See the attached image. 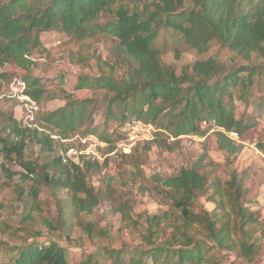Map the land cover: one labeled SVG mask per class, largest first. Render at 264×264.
Masks as SVG:
<instances>
[{
	"label": "trees",
	"instance_id": "16d2710c",
	"mask_svg": "<svg viewBox=\"0 0 264 264\" xmlns=\"http://www.w3.org/2000/svg\"><path fill=\"white\" fill-rule=\"evenodd\" d=\"M102 15L104 24L95 25ZM161 30H173L186 46L198 53L207 52L216 42L237 57L250 62L255 56L260 63L227 72L221 62L209 57L182 66L177 74L172 64L162 61L163 52L155 47ZM44 32L64 33L77 42L91 37L94 32L113 38V56L116 65L125 68L124 78H116L112 65L93 57L99 76L80 75L74 85L75 90L103 89L111 94L107 120L113 118L115 107L128 110L130 101L131 115L154 125L157 136L166 133L173 138L202 137L214 130L220 150L228 155L240 151L241 147L228 135L231 132L242 134L251 123L235 116L233 103L235 100L246 103L253 77H264V0H0V67L12 64L27 70L28 56L41 45L39 35ZM78 57L88 63L85 54L80 53ZM21 82L23 96L36 106L44 97L65 102L43 117L51 130L65 134L84 127L90 101L70 100L64 94L60 79L57 87L60 86L62 96L45 95L39 80L28 74ZM125 119V116L121 118ZM92 133L93 130L86 129L83 135ZM99 138L110 142L106 135ZM28 140L51 149L49 134L38 128L23 127L9 116L5 135L0 137V178L4 175L7 183L17 178L21 221L30 228L39 219L44 227L54 230L55 225H65L68 213L77 216L91 212L98 201L81 168L57 157L51 165L59 169L63 177L48 178L43 172L46 165L40 167L26 160ZM177 144L178 141L172 143ZM201 160L165 179L168 189L163 193L170 202L169 210L145 217L143 239L148 248L131 252L127 256L129 264H216L211 248L234 253L242 258L238 264H255L253 240L259 226L255 214L240 203L243 197L240 182L234 177L230 181L208 180L200 172ZM6 163H15L22 171L12 172ZM84 165L90 169L96 163ZM27 181L32 184L24 191ZM42 183L64 189L68 194V211L58 203L55 221L41 215ZM202 195L213 204L211 210L196 211L197 198ZM1 211L0 205V215ZM34 211L39 214L37 217L33 216ZM164 222L172 230L168 235L161 227ZM91 226L85 225L87 233ZM5 228L0 220L1 234ZM161 237L163 242L155 243ZM1 250L9 257L0 264H68L65 249L54 242L24 241L0 247ZM98 255L113 259L114 264L126 260L119 250L103 249Z\"/></svg>",
	"mask_w": 264,
	"mask_h": 264
},
{
	"label": "rangeland",
	"instance_id": "374dc122",
	"mask_svg": "<svg viewBox=\"0 0 264 264\" xmlns=\"http://www.w3.org/2000/svg\"><path fill=\"white\" fill-rule=\"evenodd\" d=\"M105 17L100 16L94 23L103 25ZM41 45L33 49L28 56L30 64L26 69L16 65L0 67V137H4L8 117L12 116L23 127L38 128L50 135L51 149L42 147L32 140L26 141V160L33 161L43 169L44 175L55 180L63 177L55 166L51 165L54 158L61 157L66 163L78 165L85 174L87 185L93 188L97 205L91 212H81L77 216L65 215V225H55L50 230L36 219L35 225L29 228L21 221V206L17 200V178L7 183L1 174L0 220L5 224L4 233H0V247L22 244L24 241L54 242L63 247L67 253L68 264H114L113 259L102 257L103 249L119 250L129 264L127 256L136 250L148 248L143 239L145 217L169 210V200L164 196L168 188L165 179L175 175L180 168L191 166L202 158L201 173L207 179L230 181L233 177L241 184L243 197L240 203L255 214L258 221V232L254 236L256 252L253 255L255 264H264V77L255 76L251 80L250 97L247 102L235 100V116L250 126L242 134L231 139L241 147L238 153L228 155L216 144L214 130L204 136L167 137V134L155 135L158 130L150 131L146 140H127L124 123L132 116L131 103L128 110L114 108L113 118L107 120V106L111 94L103 89L75 90L76 78L80 75L99 76L93 57L100 58L103 63L112 65L115 76L124 78L127 74L124 67L116 65L113 56L114 40L103 32H94L91 37L75 41L69 35L56 32H44L39 35ZM155 47L163 52L162 61L172 64L180 73L182 66L209 57L221 62L226 71L247 64L257 65L260 60L252 56L250 62L235 56L227 49L220 48L214 42L204 53L189 48L181 37L173 30H161L155 40ZM87 56L86 64L78 55ZM38 79L43 86L45 95L62 96L57 87L60 79L64 94L70 100L87 99L89 117L84 127L72 133H59L51 130L43 117L64 105L63 100H48L45 97L36 106L30 108L23 96L21 79L25 75ZM125 116L124 121L121 118ZM138 119V118H137ZM86 129L93 130L90 135H83ZM106 135L110 142L105 143L99 137ZM154 141V143H150ZM178 141L177 145H172ZM165 146H169V151ZM1 163V156H0ZM85 163H96L86 169ZM12 172L22 171L15 163H6ZM40 179V178H39ZM7 183L8 185H6ZM31 181L23 185L27 191ZM83 197L82 195H79ZM39 200L43 202L41 215L57 220V204L64 205L68 211V194L49 183L40 185ZM213 204L202 195L197 198L195 209L211 210ZM70 211V210H69ZM37 212L33 216L37 217ZM92 225L87 233L85 225ZM161 227L166 235L171 229L164 222ZM160 238L155 243L163 242ZM216 264H238L242 258L234 253L211 248ZM8 255L0 251V261H7ZM151 264V263H148Z\"/></svg>",
	"mask_w": 264,
	"mask_h": 264
},
{
	"label": "built area",
	"instance_id": "2783aa9c",
	"mask_svg": "<svg viewBox=\"0 0 264 264\" xmlns=\"http://www.w3.org/2000/svg\"><path fill=\"white\" fill-rule=\"evenodd\" d=\"M23 87V85H22ZM27 101V104L32 109H36L35 103L31 102L27 97H23ZM124 132H126L127 140H146L148 139V134L154 131V127L151 124L144 123L137 118H130L124 123ZM231 138L236 137V133H229Z\"/></svg>",
	"mask_w": 264,
	"mask_h": 264
}]
</instances>
